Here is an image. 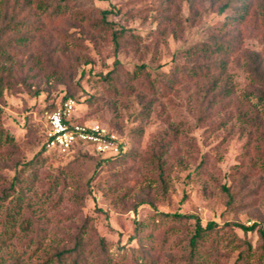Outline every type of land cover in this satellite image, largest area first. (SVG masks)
I'll use <instances>...</instances> for the list:
<instances>
[{
  "label": "rangeland",
  "instance_id": "obj_1",
  "mask_svg": "<svg viewBox=\"0 0 264 264\" xmlns=\"http://www.w3.org/2000/svg\"><path fill=\"white\" fill-rule=\"evenodd\" d=\"M213 1L73 0L75 10H111L108 29L89 30L69 15L53 22L31 10L26 18L37 24L10 32L39 28L32 44L20 45L23 55L14 60L25 66L15 68L0 96L2 126L14 139L0 148V196L15 193V202L21 186L44 233L38 246L28 243L36 231L17 228L14 240L0 245L4 264H41L78 233L87 264H99L100 239L107 264H187L194 216L203 227L216 222L211 237L224 238L215 249L205 235L194 262L236 264L243 238L253 246L246 264H264L257 231L264 228V83L251 72L257 67L264 80V0L243 1L253 12L227 27L233 9L219 12L224 0ZM227 31L238 47L223 68L179 76L176 65L204 61L191 47ZM142 65L164 87L140 85ZM174 76L179 83L168 81ZM66 96L76 100L77 121L116 130L126 155L103 162L91 148L45 151L47 114ZM253 224L246 234L238 226Z\"/></svg>",
  "mask_w": 264,
  "mask_h": 264
},
{
  "label": "trees",
  "instance_id": "obj_2",
  "mask_svg": "<svg viewBox=\"0 0 264 264\" xmlns=\"http://www.w3.org/2000/svg\"><path fill=\"white\" fill-rule=\"evenodd\" d=\"M220 0H214L213 2L218 3ZM248 0H224V2L219 6V12H223L227 9H233L231 16L225 20L224 26L229 25H238L242 23L253 11L251 2H243ZM33 11V17L45 15L46 19L55 22L56 20L62 19L65 15H69V19L74 22L76 25H87L89 30H100V29H108L107 24H110L108 17L111 13V10H98L97 9H78L75 10L73 0H0V96L3 93L4 83H8L12 79V75L15 73V68L22 69L25 66L23 60L19 59L17 62L14 60L18 55H23L22 48L19 50L20 45H24L27 43H33V31L38 32L39 28L30 29V34H20L17 37L14 35H10V32L13 29L20 28L21 26H25L23 24H37L36 19L33 18V22L27 19V16H30L29 11ZM27 11V12H26ZM26 12L23 16L22 13ZM100 14V18L95 16V13ZM21 16V17H20ZM259 16L262 17L264 21V3L260 5ZM35 21V22H34ZM61 21V20H60ZM37 27V26H36ZM224 28V27H223ZM32 35V36H30ZM231 35L229 31L225 32L222 35L211 34V38L208 41L200 42L199 45H195L188 50L191 56L202 57L204 61L202 63H198V65L191 64L188 69L185 66H181V64L176 65V70L181 77L187 76L189 79H194V77H200L206 74H210L213 71L223 68L228 61L226 57L228 54L234 52L238 46H236L237 41H233V39L229 38ZM118 35L117 32L112 33V39L114 41V45L117 48L119 45V41L117 40ZM235 38V37H234ZM56 45V44H55ZM33 53V52H32ZM27 56V58L31 57ZM216 56H219L215 59ZM257 61V59H256ZM31 66V65H29ZM140 68L145 71L144 79L141 81L140 85H143L146 88L154 87L155 85L159 87H164L163 81L158 78H151V75L145 69V65H142ZM186 70H188L186 72ZM253 73V77L258 79L259 81L264 83V80L259 74L257 67L251 69ZM206 73V74H204ZM169 77L171 76L168 73ZM108 77V75H106ZM108 79V78H107ZM171 80V81H170ZM168 81L171 83H179V77L174 76L170 78ZM166 82V81H165ZM116 84V83H115ZM118 88H122L120 84H116V90ZM71 96H66L65 99L70 98ZM73 98V97H71ZM94 122L93 120H83L82 122ZM98 122V121H97ZM102 124V123H101ZM14 143L13 137L5 131L2 126V109L0 108V148L4 145ZM45 151H47L45 142L43 144ZM82 147H76L70 149L66 153H70L72 151H81ZM83 149V148H82ZM94 152V151H93ZM96 155L100 156V160L103 162H109L111 160H116L124 155H126V150H123L120 153L105 155L94 152ZM1 154V150H0ZM160 154V153H159ZM158 156L160 157V155ZM157 156V159L159 157ZM160 162V161H158ZM159 165V164H158ZM19 179L18 176H15L12 183L14 184L16 180ZM16 185V184H15ZM14 191V190H13ZM16 191V190H15ZM19 196L18 200L14 202L13 194L6 193L5 195L0 196V209L5 208L6 212L2 220L0 221V245H6L9 241L14 240L17 235V228L20 229L21 232H29L36 231L35 235L30 236L28 239V243L33 244L34 242L40 246L42 237L40 236L44 232H41L38 228L39 221L36 219V216H33L29 211V200L25 202L24 194L22 188H18L16 191ZM9 198V199H8ZM24 200V201H23ZM24 202V203H23ZM25 210V214L24 211ZM177 218L184 217L183 214L176 212L174 214ZM195 217V229L193 235L189 240V254H188V262L187 264H198L194 262L198 257L199 247L202 238L205 235H208L211 238V245L215 247V249L220 246L224 242V238L216 240L215 237H211L213 232L217 230L216 222L210 221L207 223L205 227L202 226L199 218ZM246 234L249 230H254L256 224L251 226H243L238 225ZM259 240L261 241V248L264 251V228H258ZM85 238L81 236V233H78L74 242L71 246H65L60 249H54L53 254L41 264H65L68 261H71V264H87L88 258L86 256V261L83 262V251L85 245ZM238 241L242 242L243 250L240 251V254L236 260V264H246V260L248 259V255L252 254L253 246L251 242L246 241V239L238 238ZM100 245V258L97 260L99 264H107V256L105 254V245L104 240H99ZM4 256H0V264H4L5 259Z\"/></svg>",
  "mask_w": 264,
  "mask_h": 264
},
{
  "label": "built area",
  "instance_id": "obj_3",
  "mask_svg": "<svg viewBox=\"0 0 264 264\" xmlns=\"http://www.w3.org/2000/svg\"><path fill=\"white\" fill-rule=\"evenodd\" d=\"M74 98L65 99L46 118L45 146L48 151L66 153L72 148H91L112 155L124 150V141L116 130L100 122H82L74 118Z\"/></svg>",
  "mask_w": 264,
  "mask_h": 264
}]
</instances>
